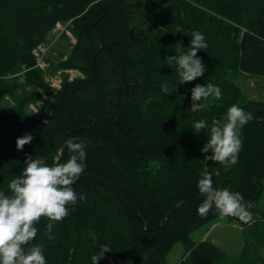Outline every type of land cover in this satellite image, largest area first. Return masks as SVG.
Wrapping results in <instances>:
<instances>
[{
    "label": "trees",
    "instance_id": "obj_1",
    "mask_svg": "<svg viewBox=\"0 0 264 264\" xmlns=\"http://www.w3.org/2000/svg\"><path fill=\"white\" fill-rule=\"evenodd\" d=\"M57 24L75 38L58 67L75 68L80 76L64 74L51 89L27 72L33 90L18 92L19 75H9L33 64L34 49ZM194 30L207 43L198 50L206 71L179 84L173 57L177 47L190 49ZM240 73L264 77V0H0V190L21 175L26 154L51 165L68 159L69 138L88 141L84 173L73 185L85 199L54 224V239L45 235L47 218L35 225L31 243L44 246L47 264H93L105 249L98 264H165L177 242L184 248L179 264H222L227 256L220 247L190 238L221 216L215 207L205 218L197 214L205 167L215 187L240 192L254 215L251 224L227 217L253 238L234 264H264L253 252L264 246V209L254 206L263 188L264 101L246 99L231 80ZM164 81L177 90L166 95ZM206 83L218 86L221 97L192 111L191 89ZM37 100L46 117L27 109ZM233 104L261 113L243 127L238 163L225 171L204 160L211 150L200 149L213 120L226 118ZM201 119L208 127L196 133L192 127ZM26 132L33 140L17 150L16 138Z\"/></svg>",
    "mask_w": 264,
    "mask_h": 264
},
{
    "label": "clouds",
    "instance_id": "obj_2",
    "mask_svg": "<svg viewBox=\"0 0 264 264\" xmlns=\"http://www.w3.org/2000/svg\"><path fill=\"white\" fill-rule=\"evenodd\" d=\"M176 32L181 30L177 29ZM191 37L190 49L184 52L177 47V55L173 57L178 65L179 84L192 82L206 71L202 58L198 56V50L207 47L205 37L197 30L191 33ZM167 64L172 65L171 62ZM161 90L169 95L177 90V86L170 87L164 81ZM209 97L219 99L220 88L212 83L195 84L191 89L192 111L209 107L202 103ZM251 119V113L233 104L228 108L226 118L213 120L208 139L200 149L202 153L211 150L212 154L205 155L204 160L223 165L225 171L238 163L243 146L242 129ZM206 127L207 122L201 119L192 128L199 133ZM32 140L30 132L17 137V150H23ZM87 143L85 138H69L65 141L70 153L68 159L65 162L57 159L51 165L44 156L26 154V166L21 175L10 181L8 191L0 190V264H47L44 246L31 243L38 234L35 225L39 224L41 218H47L45 235L48 239H54V224L68 217L78 200L85 199L74 190L73 185L84 173ZM213 172L216 176L220 175L219 168L213 169ZM212 176L207 167L200 173L197 187L204 199L197 208V214L205 218L215 207L222 217H236L245 224L253 223L254 215L244 196L238 191L215 187ZM105 250L92 257L93 264H98Z\"/></svg>",
    "mask_w": 264,
    "mask_h": 264
},
{
    "label": "rangeland",
    "instance_id": "obj_3",
    "mask_svg": "<svg viewBox=\"0 0 264 264\" xmlns=\"http://www.w3.org/2000/svg\"><path fill=\"white\" fill-rule=\"evenodd\" d=\"M62 32L64 34L60 36ZM45 40L46 41L39 43L34 49L32 54L35 61L31 66H22L20 72L9 75H19L18 79L23 84V87L17 86V84L14 83L18 87V92H21L22 89L26 91L33 90V85L27 84L26 78H29V76L26 75L27 72H34L32 76L33 81L36 78H42L43 82L48 84L51 89L59 88L64 74L68 75V79L80 76L79 70L75 68L65 67L62 64H60V68L58 67L59 62H64V60L67 59L70 54V47L72 43L75 42L72 32L66 29L64 25L57 24L56 28L52 30ZM36 74L40 75L36 77ZM231 80L241 88L246 99L254 101L261 99L264 101V77L248 76L240 73L239 75H234ZM38 87L40 88L38 89L40 95L46 97L45 92L42 90L43 87L41 85H38ZM257 108L259 107H255L252 111L253 115L261 113ZM27 109L36 112V114L41 117L47 116V112L40 100L29 102ZM262 183L263 188L261 195L254 203V206L261 210L264 209V177ZM190 238L195 241L207 239L220 247L227 256V260L222 262V264H234L245 242L247 241L250 243L251 239H253L238 223L229 221L227 217L222 216H218L215 220L207 222L195 229L191 232ZM254 251L256 255L264 258V246L255 248L253 249V252ZM183 253V245L180 242L175 243L167 254L165 264H179L182 260ZM250 254L255 256L252 253Z\"/></svg>",
    "mask_w": 264,
    "mask_h": 264
}]
</instances>
